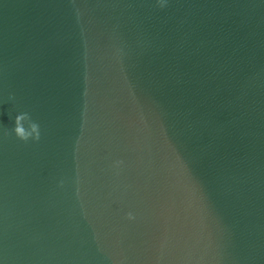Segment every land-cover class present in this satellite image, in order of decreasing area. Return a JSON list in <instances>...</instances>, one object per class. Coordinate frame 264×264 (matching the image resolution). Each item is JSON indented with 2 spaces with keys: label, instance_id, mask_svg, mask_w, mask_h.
Here are the masks:
<instances>
[{
  "label": "water",
  "instance_id": "1",
  "mask_svg": "<svg viewBox=\"0 0 264 264\" xmlns=\"http://www.w3.org/2000/svg\"><path fill=\"white\" fill-rule=\"evenodd\" d=\"M0 264H264V0H0Z\"/></svg>",
  "mask_w": 264,
  "mask_h": 264
},
{
  "label": "clouds",
  "instance_id": "2",
  "mask_svg": "<svg viewBox=\"0 0 264 264\" xmlns=\"http://www.w3.org/2000/svg\"><path fill=\"white\" fill-rule=\"evenodd\" d=\"M12 132L18 139L25 142L29 139L39 141L41 137L40 125L32 119L31 114L27 111H21L15 116ZM129 217L131 218V213H129Z\"/></svg>",
  "mask_w": 264,
  "mask_h": 264
}]
</instances>
